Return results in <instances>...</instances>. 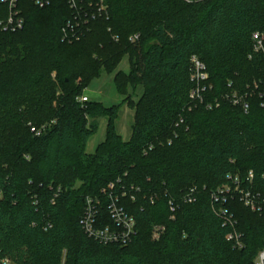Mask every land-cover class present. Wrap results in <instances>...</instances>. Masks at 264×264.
<instances>
[{"label": "trees", "instance_id": "16d2710c", "mask_svg": "<svg viewBox=\"0 0 264 264\" xmlns=\"http://www.w3.org/2000/svg\"><path fill=\"white\" fill-rule=\"evenodd\" d=\"M106 1L108 13L89 17L73 42L63 37L75 16L68 0L43 8L18 0L23 28L0 24V264H256L263 214L239 195L215 193L237 175L264 199V51H255L252 34L264 32V0ZM0 7L2 20L9 3ZM126 54L131 73H117L119 91L145 87L137 103L128 97L136 110L130 141L115 125L120 104L79 98ZM194 54L209 72L203 103L190 94ZM233 93H248V112L223 99ZM105 117L106 141L87 154ZM110 183L136 221L124 245L81 227L87 196L102 200L97 226L112 225ZM234 228L239 247L226 236Z\"/></svg>", "mask_w": 264, "mask_h": 264}, {"label": "built area", "instance_id": "2783aa9c", "mask_svg": "<svg viewBox=\"0 0 264 264\" xmlns=\"http://www.w3.org/2000/svg\"><path fill=\"white\" fill-rule=\"evenodd\" d=\"M9 3V13L8 17L5 19H2L0 21L1 27L4 30H9L15 32L18 29L23 28L24 26V18L21 16L20 11L17 7L18 0H2ZM36 6L43 8L45 6H48L52 3V0H31ZM86 1V0H85ZM84 0H68V3L70 5V8L73 9V12H75V16L73 20L68 21L65 26H63V37L70 42H73V40H79L81 36L84 34V28H82V25H86L88 22V18L92 17L95 18L100 13H108V3L106 0H87L85 2ZM88 5V7H85ZM253 34V40H254V48L256 52H260V50L264 51V32L263 31H257L252 33ZM130 39L133 41L139 39L138 34H133L130 36ZM190 65H191V71H190V79L194 82V87L191 89L190 94L191 98L198 100L200 102H204L205 98V91L210 87L211 85H207V81L209 80V72L207 64H205L204 61L201 60V58L194 54L190 58ZM255 87L258 88L259 83L255 81ZM247 95H241L239 93H233V95L227 94L223 97V99L230 100L232 104H239L241 105L245 112H248L250 106L249 101L247 100ZM80 101L87 102L90 101V98L87 97V95L82 94L80 97ZM219 101L216 100L214 104L208 103V107H218ZM45 125L41 128H36L35 126H32V132L34 131L36 134H41L44 129ZM229 178H231L229 176ZM233 179V178H231ZM253 170H250L248 174L247 180L251 183L253 181ZM115 185L114 183H110L109 188V204H108V211L110 212L111 218H112V225L107 227H99L97 226V220L99 215V206L102 203V200L97 196H87L86 197V204L83 211V216L80 220L81 227H83L86 234L101 243L104 244H110V243H120V244H126L132 240V237L136 233V221L135 218L124 209L120 205V197L112 193V190L114 189ZM104 193H107V189L102 190ZM195 187L190 188L186 193H184L182 200L185 203H190L194 200V194ZM226 194L237 196L239 195L240 200L243 202V204L247 207H249L253 211H258L261 214H263L264 218V205L262 204L264 202V199H262V196L258 193L252 192L251 190L244 188L241 183V178H239L237 175L234 177L233 180V186H230L228 184L220 187L217 189L215 195L224 197L226 200ZM227 195V196H228ZM152 202H154V198H151ZM169 209H171V212L173 213L172 216H174V213L177 211V204H175L174 200H169ZM160 230H163L161 226L156 227L157 233H159ZM227 238L229 240H232L234 242V245L239 247L243 244L242 235L239 231H237L235 228L232 229L231 232H229L227 235ZM5 263H8L9 260H4ZM256 264H264V248L259 252L257 258H256Z\"/></svg>", "mask_w": 264, "mask_h": 264}, {"label": "crops", "instance_id": "0c3cea01", "mask_svg": "<svg viewBox=\"0 0 264 264\" xmlns=\"http://www.w3.org/2000/svg\"><path fill=\"white\" fill-rule=\"evenodd\" d=\"M126 74L131 73L130 55L126 54L118 63L117 69L114 72L104 71L99 77L91 80L89 87L84 91L90 100L97 101L106 106H113L120 104L119 118L115 125L118 134L124 141H130L133 134V127L136 118V110L128 104V97L134 89L132 85L128 86L126 94L119 91L115 78L118 72ZM140 86V85H139ZM137 86V88H139ZM140 89V88H139ZM108 119L101 118L99 120V128L88 140L86 146V153L92 154L96 151L97 147L105 142L107 135Z\"/></svg>", "mask_w": 264, "mask_h": 264}, {"label": "rangeland", "instance_id": "374dc122", "mask_svg": "<svg viewBox=\"0 0 264 264\" xmlns=\"http://www.w3.org/2000/svg\"><path fill=\"white\" fill-rule=\"evenodd\" d=\"M109 5V4H108ZM3 14V9L0 7V17L2 16ZM110 15V14H109ZM5 19V18H4ZM1 21V20H0ZM139 86V85H138ZM140 88V89H139ZM139 88H134L131 93L129 94V101L132 102V104H135L137 103L140 98L143 96V93L145 91V87L144 85L140 84ZM159 236V233L157 232H153L152 233V238H156Z\"/></svg>", "mask_w": 264, "mask_h": 264}]
</instances>
